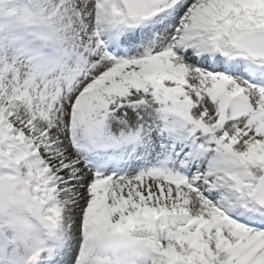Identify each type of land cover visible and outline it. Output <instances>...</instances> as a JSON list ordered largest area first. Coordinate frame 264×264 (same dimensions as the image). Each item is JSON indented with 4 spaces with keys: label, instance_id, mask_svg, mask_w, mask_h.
<instances>
[{
    "label": "snow or ice",
    "instance_id": "1",
    "mask_svg": "<svg viewBox=\"0 0 264 264\" xmlns=\"http://www.w3.org/2000/svg\"><path fill=\"white\" fill-rule=\"evenodd\" d=\"M0 264H264V0H0Z\"/></svg>",
    "mask_w": 264,
    "mask_h": 264
}]
</instances>
